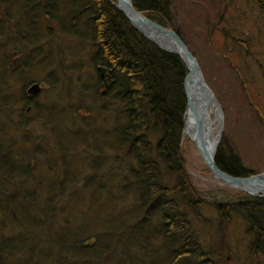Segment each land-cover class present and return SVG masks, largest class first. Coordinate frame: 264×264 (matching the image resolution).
<instances>
[{"label":"trees","instance_id":"trees-1","mask_svg":"<svg viewBox=\"0 0 264 264\" xmlns=\"http://www.w3.org/2000/svg\"><path fill=\"white\" fill-rule=\"evenodd\" d=\"M131 1L136 9L151 19L177 31L169 1ZM75 3L76 0L67 2L70 22L66 20L62 23L63 21L59 20L57 23H61V30L65 27L63 31L68 33L88 35L86 38L90 42L89 49L92 48L91 51L88 50V60L96 71L98 81L105 83L108 88H113L116 93L114 95L119 96L123 101L122 106L113 110L119 127L113 142L119 143V149L125 146L134 150L137 168H129L132 185L128 188L129 192L133 193L135 201L131 208L130 203L122 204L125 215L127 212L130 218L127 220L125 217L120 218L121 220L118 218L117 220L122 224L118 230L106 224L119 217V211L113 210L119 203L110 202L111 195L105 196L104 201L92 196V200H97L85 210L75 206V198L79 197L86 187H95L96 182L99 181L100 173L94 169L99 166V159L95 155L93 158L90 157V161L88 160L91 170L85 177H76L72 161L62 154L65 159V171L61 173L62 175L59 174L62 180L46 181V184L40 181L37 173H33V169L40 162L46 164L49 170L48 177L55 175L54 161L58 156L53 149H50L49 131H56L57 115H51V119L54 120L48 128L36 129L34 126L29 128L26 124H29V118L34 117L36 113L28 115L29 117L23 116L25 113L22 111L23 106L22 118L13 125L17 134L11 135L12 132H6L11 124L5 129L0 127L2 132L0 133V181L8 184L7 181L13 179V183L17 180L21 185L20 188L9 191L0 182V216L2 217L0 264H25L26 251L30 248H34L38 254L45 257L40 260L41 262L35 261L34 264H119L120 262L123 264L122 261L126 256H130L134 264L131 249H127L129 234L133 231L143 238L138 243L139 248L145 249V246L150 244L149 260L145 264H157L159 249L167 250L166 258L169 261L165 264H177L184 258H187V261L189 259L193 261L194 258L196 261L199 255L193 253L189 246L195 245L197 240L192 222L187 213L181 210V204L187 206L198 217L201 216L202 205L206 203L214 205L221 220L227 221L231 213H238L246 221L248 231L253 233L250 250L254 252L264 250V197L223 185L222 188L239 196L209 201L203 191L193 184L186 169L181 138L186 104L184 81L187 68L181 57L160 48L146 38L130 23L121 10L108 0H87L81 2L78 7ZM2 4L0 2L1 12L5 15L3 20H7L8 30L13 31L14 18L4 4L2 7ZM23 7L31 9L30 17L34 18L31 24L34 27L33 38L29 41H32V49L38 50L44 43L37 40L39 36L44 35L42 28L54 26V24L51 26L50 22L53 23L51 18L54 17L57 0H32ZM85 7L88 11L83 15V28L79 31L78 19L74 13L79 10L78 8L85 9ZM41 19L46 21L44 26L40 24ZM53 37V31L46 36L48 46L50 42L56 45ZM37 56L42 57L40 53ZM25 64L26 62H22V65ZM0 67L4 66L0 65ZM100 67L105 69L104 78L101 75L102 69H98ZM23 95L26 96L25 92ZM23 101L26 102L25 99ZM33 107L32 111H37L39 115V105L34 103ZM104 109V107L99 108L100 111ZM120 110L124 114L123 117H120ZM74 113H78V110H72L70 119L76 121L85 119L83 118L85 116L79 118ZM6 116H9V113L0 117V126L2 121H7ZM88 117L90 120L93 116ZM44 124L45 120L41 122V126ZM65 126L70 127L69 123ZM151 134L157 135L155 142L150 140ZM5 138L12 141H7ZM24 141L31 142L30 150L27 152L19 150V146ZM97 142L96 155L101 152L100 142ZM91 143H93L92 139L89 145ZM221 149L219 146L214 155L220 169L234 176H247L253 173L242 165L237 156L230 151L221 153ZM67 150L72 152L69 148ZM25 152L29 153L27 159L21 157ZM17 159L20 162H17ZM66 171L69 174L68 178L64 176ZM130 181L121 183L127 182L128 186L131 184ZM25 184L31 185L29 190L24 188ZM118 193L122 196L125 194L120 188ZM154 213L159 227L157 238H160L161 246L158 242H154L153 245L150 242V237L155 235L153 233L156 228L150 224ZM46 214L52 218L48 219L45 217ZM134 214H138V228H135L136 223L133 222ZM32 221H34L33 228L39 227L38 232L31 227ZM42 244H46V251H41L42 248H39ZM14 251L18 252L17 258L6 261V254ZM200 261L205 264H217V261L213 262L209 257L201 256Z\"/></svg>","mask_w":264,"mask_h":264},{"label":"rangeland","instance_id":"rangeland-1","mask_svg":"<svg viewBox=\"0 0 264 264\" xmlns=\"http://www.w3.org/2000/svg\"><path fill=\"white\" fill-rule=\"evenodd\" d=\"M31 1L0 0L7 11H10L9 14L15 22L13 31L8 30V22L3 20L5 15L0 9V65L4 66L0 67V117L9 113V116H6L7 121H2L0 127L5 129L11 124L12 126L6 132H12L11 135L17 134L13 125L22 118V111H25L23 116L36 113L34 117L29 118L27 127L45 129L54 120L51 119V115L56 114L57 125L55 127L57 129L49 131L50 149H53L58 156L54 161L55 175L48 177L49 170L43 162L38 163L33 173H37L39 180L43 183L62 180L60 175L65 171V159L62 157L64 154L69 161H72L75 176L82 178L91 170L89 159L95 155L99 159V166L94 168L100 173L99 181L96 182L95 187H86L79 197L75 198V206L85 210L97 199L104 201L105 196L111 195L112 198H109V201L119 203L113 209L119 211V217L106 224L118 230L122 225L118 220L124 217L126 220L130 218L127 212L125 215L122 204L130 203L131 208L135 201L133 193L129 192L128 188L132 185L129 168H137L133 148L124 146L119 149V143L114 144L113 142L119 129L113 110L122 106L123 101L119 96L114 95L116 93L113 88H108L105 83L98 81L96 71L88 60V50L92 49H89L91 46L89 39L86 38L88 35H82L81 32V36L76 32L68 33L63 31L65 27L61 30V23H57L59 20L63 21L62 23L66 20L70 22V17L67 15L68 0H57L54 17L51 18L53 23L50 22L51 26L54 24L52 28H46L43 25L46 23L45 19H41L40 24L44 26L42 28L44 35L39 36L37 40L44 43L38 50L32 49V41L29 40L33 38L34 25L31 21L34 18L30 17L31 9L23 7ZM86 1L76 0L77 7L81 2ZM167 1L173 11L176 33L196 58L205 82L217 99L222 114L217 149L221 146V153L230 151L241 160L243 166L253 173L264 171V0ZM78 9L80 11L76 10L74 15L76 14L78 19L77 29L81 31L83 15H86L88 9L86 7ZM52 31L56 45L50 42L48 46L46 36ZM39 53L42 57L37 56ZM22 62L26 64L22 65ZM32 82H36L40 88L35 94L26 95L25 89ZM24 92L26 96L23 95ZM24 99L26 102L23 101ZM34 103L40 107L39 115L37 111H32L35 107L32 108ZM23 106L24 110H22ZM101 107L105 108L104 111L99 110ZM72 110H78V113L74 114L79 118L85 116L83 117L85 119L78 121L70 119ZM88 116L93 117L89 120ZM123 116L120 110V117ZM43 120L45 124L41 126ZM67 123L71 128H66ZM156 137V134H151L149 138L155 142ZM90 139L93 141L91 145H89ZM181 139V150L186 159V169L193 184L203 191L206 199L209 201L224 200L239 196L237 193L222 188L226 184L212 175L193 139L190 135H183V130ZM97 140H101L98 141L101 148L98 155H96L98 153ZM30 143L24 141L19 146V150L29 151ZM26 152L21 155L24 159L29 158V153ZM13 157L15 159V156ZM16 161L20 162L19 159ZM64 176L69 177L67 171ZM8 181V184L0 182L9 191L21 187L17 180L16 183H13V179ZM122 181H130L131 184L127 186V182L121 183ZM169 182H171L170 179ZM30 186L25 184L24 188L29 190ZM119 188L125 193L124 196L119 195ZM39 196L43 197L42 194ZM92 196L97 199L92 200ZM40 200L43 199L40 198ZM45 202L49 201L45 200ZM180 208L187 213L192 222L197 240V243L189 246V249L199 257L196 261L194 258L193 261L189 258L187 261V258H184L177 264H205L200 261L201 256L209 257L213 262L217 261V264H264V250L261 249L258 252L250 250L253 233L248 231L246 221L238 213H231L229 220L226 221L220 219L216 208L211 203L202 205L200 217L195 216L183 204ZM45 211L47 213V208ZM137 215L134 214L133 218V222L136 223L135 228H138L139 224ZM153 215L150 224L156 228L153 233L155 235L150 237V242L152 245L158 242L161 246L160 238H157L159 234L157 217L155 213ZM45 217L52 218L47 214ZM31 225L33 228L34 221ZM38 228L35 226L33 229L38 232L40 230ZM136 233L133 231L129 234L127 249H131L134 264H145L149 260L150 244L146 245L145 249L139 248L138 243L143 238ZM39 248H42L41 251H46V244L39 245ZM158 252L157 264L168 263L167 250L159 249ZM17 253L14 251L6 254L5 260L16 259ZM26 255L25 264H34L35 261L45 259L34 248L27 250ZM122 262L132 264L130 256H126Z\"/></svg>","mask_w":264,"mask_h":264},{"label":"water","instance_id":"water-1","mask_svg":"<svg viewBox=\"0 0 264 264\" xmlns=\"http://www.w3.org/2000/svg\"><path fill=\"white\" fill-rule=\"evenodd\" d=\"M108 1L120 9L130 23L145 37L151 40L154 39L153 41L159 47L180 55L184 61L187 68V75L184 81L186 104L184 110L183 135L188 134L193 139L202 159L211 170L212 175L230 187L244 190L252 195L264 197V171L247 176H234L220 169L216 164L214 155L218 147L217 140H219L221 129L217 136L213 137L214 140L205 132L203 125L204 112L198 108V100L202 94L207 99V102L210 101L213 104H217V99L205 82L202 70L196 58L190 52L181 37L173 29L152 20L136 9L131 0ZM150 33L159 34V36L171 42L173 44V49L162 46ZM39 88L40 86L36 82H32L27 86L26 93L35 94ZM187 115H191L196 124L195 129L193 128L190 132L186 129Z\"/></svg>","mask_w":264,"mask_h":264},{"label":"bare ground","instance_id":"bare-ground-1","mask_svg":"<svg viewBox=\"0 0 264 264\" xmlns=\"http://www.w3.org/2000/svg\"><path fill=\"white\" fill-rule=\"evenodd\" d=\"M151 34V33H150ZM162 46L168 47L170 49H173V44L169 42L168 40L162 38V36H159V34H151ZM198 100V108L204 112V118H203V125L205 132L210 135L212 140H214L213 137H216L219 130L220 125L222 121V114L219 108L218 103L213 104L212 102H207V99L202 94ZM195 121L192 118V116L187 115L186 120V129L187 131H192L193 128L195 129ZM188 135V134H187Z\"/></svg>","mask_w":264,"mask_h":264},{"label":"flooded vegetation","instance_id":"flooded-vegetation-1","mask_svg":"<svg viewBox=\"0 0 264 264\" xmlns=\"http://www.w3.org/2000/svg\"><path fill=\"white\" fill-rule=\"evenodd\" d=\"M98 69H99V70H101V69H102V74H101V75H102V78H104V77H105V72H104V71H105V69H103L102 67H100V68H98ZM26 95H27V94H26Z\"/></svg>","mask_w":264,"mask_h":264}]
</instances>
